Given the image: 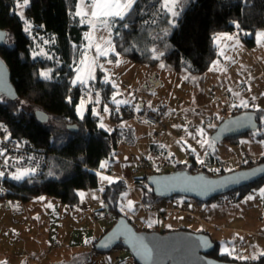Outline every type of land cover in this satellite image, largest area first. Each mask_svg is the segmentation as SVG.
Here are the masks:
<instances>
[{"label":"trees","instance_id":"obj_1","mask_svg":"<svg viewBox=\"0 0 264 264\" xmlns=\"http://www.w3.org/2000/svg\"><path fill=\"white\" fill-rule=\"evenodd\" d=\"M22 1L0 0V29L8 34L5 45L0 48V58L9 68L17 94L14 101L0 96V125L7 129L11 137L26 140L37 150L49 153L51 168L38 179L7 182L4 199L7 202L17 200L26 203L44 195L74 207L79 204V193L98 186L99 174L96 171L103 160L113 158L120 133L116 130L111 133L103 130L98 124V117L92 115L90 110L82 118L76 113L82 88L73 85V78L83 50V36L87 31V25L82 24L75 15L77 0H28L24 14L29 22V30L24 29L22 19L15 11L16 4ZM161 4L162 0H137L125 19L111 21V39L118 55L151 66L163 61L175 71L200 75L207 72L219 58L214 43L216 34L238 31L240 35L243 33V44L253 48L255 33L264 31V0H182L177 7L179 15L171 20L175 22L174 28L167 34L161 29L167 16ZM35 38L39 43L41 40L44 42V38L50 41V46L46 48L49 56L34 53ZM153 48L159 51L157 57H152ZM117 54L110 55V58L115 59ZM40 70H50L49 77L39 76ZM94 87L101 91L105 100L113 92L109 84H100L98 80ZM24 107L32 108V111ZM36 110L44 112L48 122H38L34 115ZM121 110L119 115L122 119L132 116L122 114ZM242 111L255 113L257 130L260 131L263 110H238L233 115ZM111 116L114 117L113 114ZM68 126H76V132L69 131ZM248 137L264 139V133L256 131L225 140L236 142L239 138ZM263 162L264 153L257 160L238 169ZM179 170L211 175L205 167L199 169L193 162L175 164L165 173ZM225 173L228 172L221 174ZM150 175L142 178L137 176L134 181L143 179L146 183ZM146 185L138 186L142 191L141 203L151 208L164 199L155 197ZM262 186L264 178L226 195L236 194L240 200L250 190ZM127 189L124 182L117 180L104 187L101 201L106 213L113 214L116 219L123 216L133 225L119 209V198ZM98 239L92 244L93 252H96L94 244ZM214 246V250L207 255L213 259L264 264V255L252 262H238L219 253L217 243ZM115 248L125 249L122 245Z\"/></svg>","mask_w":264,"mask_h":264},{"label":"rangeland","instance_id":"obj_2","mask_svg":"<svg viewBox=\"0 0 264 264\" xmlns=\"http://www.w3.org/2000/svg\"><path fill=\"white\" fill-rule=\"evenodd\" d=\"M79 4L80 0H77L75 14ZM26 5L24 4V0L17 3L15 11L22 19L24 29L29 30V22L24 14V8ZM164 11L167 16L161 29L167 34L168 31L174 28L175 22L174 24L170 23L172 16L166 10ZM78 18L81 23L87 25L89 31L86 33L85 38L89 45L96 42L97 44L108 48L109 45L105 42L110 41V46L114 50L109 51L107 56H97L96 47L93 52L92 50H85L82 59L76 67V76L73 78V82L75 84L79 83L77 77H82L86 79V84L90 81H93L94 84L98 80L97 71L100 69L107 83L112 85L109 84L113 89V92L110 95V100L111 104L115 106V112H118V114H120L121 110H119L120 105L134 104V107H128L133 108L132 110H137V101H141L143 104H146V106L152 108H155L161 103V101H163L168 105V109L172 110L178 109L181 105L191 106V108H188V110L183 113L185 116L187 115L190 118L197 115L199 117L203 116L204 119H207L209 124L216 128L222 119L232 116L238 110L261 109L263 110V115L260 119L262 128L260 131L257 130V132L264 133V37L259 35L264 33V31H258L255 33V46L253 48H248L243 44L241 39L243 33L240 35L238 31L216 34L214 37V43L219 58L211 64L206 75H201L197 80L195 79L197 83L196 85L200 87L201 95L196 94V96L190 97V94L194 92L193 88L188 85L184 86L180 80L175 79L170 75L173 73L168 71L171 70L168 64L160 61L156 65L151 66L144 63H135L126 57L118 55L111 39L110 28L107 29L98 22L97 27L93 28L91 22L92 18L90 16H78ZM99 35H101L100 39L98 38ZM229 37H231V39H229ZM35 39L33 45L34 53L38 56H49L46 52V48L50 46V41L44 38V42L41 40L39 43L37 42L38 39ZM112 54H117L115 59L110 58V55ZM158 54V49L153 48L152 57H157ZM93 60L96 62L91 65V77L89 78V64ZM118 61L119 63H117ZM147 73H149L150 76L156 75L161 81V86L156 88L154 93L145 90L143 84L139 83V80ZM49 74L50 70H40L39 72V76L44 78H48ZM89 85L90 84H87L86 87ZM208 86L210 88H208ZM96 91L98 92L97 89ZM144 95H147V97ZM113 96H115L116 101H120L121 103H115L113 101ZM199 103H201L202 106L198 108L197 106ZM245 104L247 106H244ZM105 108H108V106L106 107L103 105L102 107L99 103H93L91 105V111L99 118L100 125L103 124V128L110 129L111 115L108 112V109L105 111ZM24 109L29 112L32 111V108L29 107H24ZM76 110L79 117H82L86 111V102L82 96H80ZM154 114L156 115L157 113ZM183 114H175L172 117L171 124L174 122V127L177 130L180 128L179 117ZM136 121L137 120L133 116L123 119L122 121V126H125L127 130L120 131L122 139L117 148L118 161H121L122 159L129 160L135 169H137L138 162L143 161L145 169H142L141 171L137 169L136 172V176L141 178L144 175L165 173L166 171L171 170L168 160H162L160 158V160L156 159L153 162H148L154 154H150L149 150L151 148H149V144L155 143L154 141L160 139L161 135L156 134L157 130L153 131L147 128L137 127ZM132 125L133 129H131ZM212 126H209V129H211ZM242 139L243 142H245V145L233 148L228 156V158L233 157L232 155H235L236 157L225 160L228 167H230V169L225 170L227 172L230 170H237L240 166L257 160L264 153V139L249 137ZM128 140L132 141L131 145L127 143ZM209 144H211V146L218 145L220 149L230 146V141L223 140L216 143L210 140ZM222 152L223 151L220 150L218 151V154L224 156ZM258 152L262 153L255 155ZM235 160L237 161V164L234 163ZM205 168L209 174L212 173L211 175H215L211 166ZM130 185L133 186L134 191L130 190V187H128L129 189L121 194L119 198V209L132 221L133 227L137 231L152 230L156 232H168L182 228L194 232L200 223L197 218L188 216L186 214L187 210L194 213L196 216H199L196 207H208L212 217L218 219L222 218V212L216 207L217 205L214 203L215 201L221 207H225L238 200L236 194L230 196L225 195V201L217 197L214 202L212 201L209 203H199L191 198L175 196L171 199L169 198L161 201L156 206L146 208L141 203L142 191L138 187L139 185L145 186V181L143 179L135 180ZM47 200L50 201L45 203ZM56 200L57 199L53 197L44 195L33 198L26 203L17 200H10L8 201V212L3 211L2 206H0V217L3 214V220L0 219V223L6 222L9 224V222H11L10 217H13L14 220H16L15 222L20 224L40 223L46 219V217L42 215V212L45 211V208L48 207L50 203ZM57 202L62 204L59 200H57ZM129 202H131V205H129ZM84 215L90 219L89 221L92 220L91 216L93 218L95 217L96 238H100L103 232L111 228L116 220V217L113 214H108L106 212L98 215L97 211L92 210L90 213H84ZM59 220L60 222L67 223L72 221L66 219L63 214H59ZM6 237H8V235ZM8 239L11 240L9 237ZM12 239L17 240V236L15 235V238ZM244 243L246 244V242ZM60 252H65L67 254L68 250H60ZM83 253L86 254V256H83L84 264H86L88 260L90 261L89 264H109V262L112 264H135L128 251L122 248H114L107 253H96L90 249ZM117 256H123L124 258L121 257V259L123 258V260L120 259L121 261H114ZM102 257L108 260L105 259L106 261H104ZM112 261H114V263Z\"/></svg>","mask_w":264,"mask_h":264},{"label":"crops","instance_id":"obj_3","mask_svg":"<svg viewBox=\"0 0 264 264\" xmlns=\"http://www.w3.org/2000/svg\"><path fill=\"white\" fill-rule=\"evenodd\" d=\"M88 31L87 29L83 36V50L78 63L82 59L84 51L92 50L93 52L97 44L96 42L90 45L87 43L85 36ZM98 38L100 39L101 35H99ZM76 67L74 77L76 76ZM170 69L171 70L168 71L173 73L170 75L180 80L184 86L188 85L193 88L194 92L190 94V97L196 96V94L201 95L200 87L196 85V80L199 76L206 75L207 72L200 75H188L182 71H175L171 67ZM98 72V83L110 84L107 83L100 69H98L97 73ZM149 73L143 76V78L139 80V83L143 84L145 90L154 93L155 89L161 86V81L156 75L150 76ZM153 82H157V85L154 86ZM87 84L94 85L93 81ZM87 84H75L73 82V85H79L80 88L85 89V95H81L86 102V111L84 115L87 110H90L91 114L94 115L91 111V105L93 103H99L102 107L103 105L106 107L108 106V112L110 115H114V117L110 116L111 127L110 129L101 127L100 120L98 123L99 126L108 133L114 130L119 131V133H121V130H127L125 126H122L123 119L118 112H115V106L111 104L110 98L105 100L99 89V94H97V96L86 94L88 92V87H86ZM208 88L210 87L208 86ZM144 96L147 97V95ZM137 102V109L153 111L161 118V124L156 128L148 127L136 121L137 127L147 128L153 131L157 130L156 134L161 135L160 139L154 141L155 143L149 144V148H151L149 150L150 154H154L148 162H153L156 159L160 160V158L162 160H168L171 169L175 164L193 162L196 167L200 169L201 167L211 166L213 163H217V161L221 162L236 157L232 155L233 157L228 158L231 150L245 145L243 139L239 138L236 142L230 141V146L228 147L219 149L218 145L211 146V144H209L210 135L215 128L209 124L207 119H204L203 116L199 117L197 115L192 118L187 115L185 116L183 113L188 110V108H191V106L181 105L178 109L172 110L168 109V105L163 101L155 108L146 106V104H143L141 101ZM128 106L134 107V104L120 105L119 110ZM201 106L202 104L199 103L197 107L199 108ZM175 114H183L179 117L180 128L178 130L175 129L174 122L171 124L172 117ZM77 116L79 117L78 114ZM209 126H212V128L209 129ZM131 129H133V125ZM121 139L120 134L119 142ZM127 143L131 145L132 141L128 140ZM117 148L113 153L112 159H106L100 163L99 169L96 171L99 174L98 186L95 189L79 193L78 205L68 207L64 204H60L56 200L50 203L49 206L45 208V211L42 212V215H44L46 219L40 223L20 224L15 222L16 220H14L13 217H10L11 222H9V224L6 222L0 223V264H84L83 256H86V254L83 252L90 250L94 240L97 239L96 219L91 216L92 220L89 221L90 219L84 215V213H90V211H86L84 207L90 205L93 211L103 214L105 208L101 201L102 191L105 186L117 180H121L127 187H130V190L134 191L133 186L130 184L133 183L135 177H137V169H135L129 160L122 159L118 161ZM220 150L223 151L222 153L224 156L218 154ZM261 153L262 152H258L255 155ZM106 177H110L111 180L105 179ZM261 189H264V186L250 190L242 199L234 201L225 207H221L215 201L216 207L222 212V218H213L208 207H196L200 217L187 210L186 214L197 218L200 223L196 227L194 233L199 231L207 235L211 233L212 235L210 234L209 237L214 243L218 244L219 253L227 255L224 253V249H228L232 251V255L227 256L238 262L246 263L255 261L261 256V253H264V195H261ZM249 196H252L253 199L248 200L247 197ZM49 201L50 200H47L45 203ZM8 207L9 202H7L6 206H2V210L8 212ZM59 214H63L66 219L72 221L70 223L60 222ZM0 219L3 220V214ZM187 231L189 230L187 229ZM7 235L11 240L6 237ZM15 235L17 236V240L12 239L15 238ZM244 242H246V244ZM60 250H68V253L60 252ZM238 256H248V259H237L236 257ZM121 257L123 256H117L114 261H119ZM253 257L255 258L253 259ZM123 258L121 260H123ZM105 259L104 261L108 260ZM114 261L112 262L114 263ZM87 263L89 264L90 261L88 260ZM109 264L112 263L109 262Z\"/></svg>","mask_w":264,"mask_h":264},{"label":"water","instance_id":"obj_4","mask_svg":"<svg viewBox=\"0 0 264 264\" xmlns=\"http://www.w3.org/2000/svg\"><path fill=\"white\" fill-rule=\"evenodd\" d=\"M8 34L0 29V48L7 41ZM156 86L157 82H153ZM0 96L14 101L16 91L11 82L9 68L0 58ZM40 123L48 122V116L40 111L34 112ZM258 122L253 111H242L223 119L210 135V140L219 143L225 139L256 132ZM76 132V126H68ZM264 178V162L220 174L208 175L203 172L190 173L187 170L157 173L148 176L146 184L155 197L169 199L175 196L191 198L205 203L213 198L226 195ZM122 245L136 264H242L223 262L207 255L214 250V243L205 233L187 230H174L166 233L156 231H137L127 218L120 216L94 244V250L107 253ZM145 247L151 254L145 253Z\"/></svg>","mask_w":264,"mask_h":264},{"label":"built area","instance_id":"obj_5","mask_svg":"<svg viewBox=\"0 0 264 264\" xmlns=\"http://www.w3.org/2000/svg\"><path fill=\"white\" fill-rule=\"evenodd\" d=\"M86 94L94 96L97 95L98 92L94 85L90 84ZM82 95H85L84 88H82ZM132 109L133 108L131 107H124L121 110V113L124 115H132L137 121L151 128H156L161 124L160 116L155 115L154 112L142 109ZM0 149L3 150V155H0V172L4 173L3 176H0V206H6L7 201L4 199L6 183L9 181L18 182L25 178H40L44 172L51 168L49 162L50 154L46 151L37 150L26 140H19L11 137L7 129L2 125H0ZM234 163L237 164V161L235 160ZM211 167L213 173H215V175L213 174L212 176L220 175L225 170L230 169L226 161L215 162ZM137 169L139 171L145 169L143 161L138 162ZM25 171L28 172V175H25L23 179H13L14 175ZM219 198L225 201V195L219 196ZM84 209L86 211H92L90 205H86ZM100 214L101 213H98V215Z\"/></svg>","mask_w":264,"mask_h":264},{"label":"snow or ice","instance_id":"obj_6","mask_svg":"<svg viewBox=\"0 0 264 264\" xmlns=\"http://www.w3.org/2000/svg\"><path fill=\"white\" fill-rule=\"evenodd\" d=\"M27 3H28V0H24V4L26 5ZM136 3H137V0H80V4L78 5L76 15L85 16V17L90 16L92 18L91 22H92L93 28L97 27V22L106 28H110L111 20H114L117 18L121 20L125 19V17L131 13L133 6ZM180 3H182V0H162L161 8L163 10H166L168 13H170L172 17H176L179 15V12L177 11V7ZM170 23L174 24V20L170 21ZM259 35L261 37H264V33H261ZM229 39H231V37H229ZM105 43L109 45L108 48H105L104 46L100 44L95 45L97 56H107L109 51L114 50L110 46L111 45L110 41H106ZM94 63L95 61L93 60L89 64V70H88L89 78L91 77V65ZM117 63H119V61ZM77 80L81 84L86 83V79L82 77H77ZM113 101L117 104L121 103L120 101H116L115 96H113ZM244 106H247V105L245 104ZM105 111H107V108H105ZM100 126L104 127L103 124H101ZM0 155H3L2 149H0ZM3 175L4 173L0 172V176H3ZM25 175H28L27 171L14 175L13 179L20 180V179H23ZM105 179L111 180L110 177H106ZM261 195H264V189H261ZM247 199L251 200L253 199V197L249 196L247 197ZM129 205H131V202H129ZM145 253L150 255L151 250L145 247ZM224 253L230 256L232 255V251H229L228 249H224ZM261 255H264V253H261ZM236 258L237 259H248L247 257H242V256H238ZM254 258L255 257H253V259Z\"/></svg>","mask_w":264,"mask_h":264},{"label":"bare ground","instance_id":"obj_7","mask_svg":"<svg viewBox=\"0 0 264 264\" xmlns=\"http://www.w3.org/2000/svg\"><path fill=\"white\" fill-rule=\"evenodd\" d=\"M223 120V119H222Z\"/></svg>","mask_w":264,"mask_h":264}]
</instances>
